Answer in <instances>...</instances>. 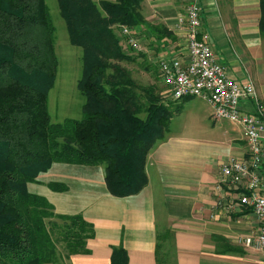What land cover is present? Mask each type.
<instances>
[{
  "label": "trees",
  "instance_id": "1",
  "mask_svg": "<svg viewBox=\"0 0 264 264\" xmlns=\"http://www.w3.org/2000/svg\"><path fill=\"white\" fill-rule=\"evenodd\" d=\"M141 2L57 0L69 41L82 51L78 89L84 103L80 119L52 123L48 94L58 61L46 1L0 0V264H57L53 229L67 256L88 252L92 225L80 215L56 214L45 197L27 189L52 164L104 165L106 187L117 197L146 184V155L164 139L173 103L180 101L161 98L153 86L140 87L119 65L136 60L117 36L120 25L143 26L151 41L173 38L144 20ZM259 10L264 33V0ZM49 186L64 190L60 183ZM46 219L62 223L50 221L48 228ZM156 238L157 264H172L166 248L171 236L157 232ZM110 264H128L122 247L113 248Z\"/></svg>",
  "mask_w": 264,
  "mask_h": 264
},
{
  "label": "crops",
  "instance_id": "2",
  "mask_svg": "<svg viewBox=\"0 0 264 264\" xmlns=\"http://www.w3.org/2000/svg\"><path fill=\"white\" fill-rule=\"evenodd\" d=\"M190 1L142 0L144 20L173 36L151 41L143 26L135 28L142 43L139 55L152 66L157 67L161 58L186 56L185 30L178 27L177 19ZM197 2L201 37L211 44L229 77L253 83L264 106L259 0ZM123 49L133 57L138 55ZM152 55L159 58L152 59ZM201 103L193 98L173 103L174 112L185 105L201 113L181 117L174 129L172 114L164 139L156 140L146 155V184L134 194H110L104 165L54 163L36 182L27 184L28 191L45 197L56 214L80 215L93 227L88 252L69 256L66 264H110L112 250L118 247L126 251L128 264H157V232L171 236L166 248L172 264H261L263 255L243 243L244 238L258 234V219L246 208L226 210L231 201H237L242 187L221 183L220 177V166L229 158L247 159L243 130L235 123L214 120L212 111L202 109ZM241 108L252 113L254 102L243 101ZM42 176L47 179L43 184L39 182ZM50 183H60L64 190L56 191ZM219 184L220 192L215 190Z\"/></svg>",
  "mask_w": 264,
  "mask_h": 264
},
{
  "label": "built area",
  "instance_id": "3",
  "mask_svg": "<svg viewBox=\"0 0 264 264\" xmlns=\"http://www.w3.org/2000/svg\"><path fill=\"white\" fill-rule=\"evenodd\" d=\"M185 30L186 56L165 57L157 63L158 77L164 87V97L173 102L199 98L212 108V118L239 125L246 139L247 159L231 157L220 166L221 183L240 185L237 201L226 210L237 206L252 212L259 222V232L246 237L243 243L263 255L264 264V106L251 81L240 83L228 76L226 68L217 61L214 50L201 37V10L197 0H191L184 14L177 19ZM118 34L123 44L135 53L142 50L140 36L135 29L120 25ZM254 102V111L246 112L241 102ZM221 184L215 190L220 192Z\"/></svg>",
  "mask_w": 264,
  "mask_h": 264
},
{
  "label": "rangeland",
  "instance_id": "4",
  "mask_svg": "<svg viewBox=\"0 0 264 264\" xmlns=\"http://www.w3.org/2000/svg\"><path fill=\"white\" fill-rule=\"evenodd\" d=\"M45 1L55 29L54 49L58 61L54 85L48 94V111L50 114L51 122L61 123L65 119H80L82 116V105L84 103V98L82 97L78 89V83L82 75V51L81 48L73 46L69 41L66 24L60 15L57 0ZM92 1L98 5V3L102 0ZM116 33L118 34V32ZM146 34L150 38L151 33L147 31ZM146 34H144L145 37ZM117 36L120 37L119 34ZM152 44L153 43H151V46L153 47ZM127 51L134 52L129 48ZM140 53H137L138 55L136 56L135 62L122 61L119 63V65L128 71L130 77L135 81L137 85H139L140 87L153 86L156 90V93L161 98L166 99V97H164L165 89L158 77V67H156L155 64H153L155 65V67L152 66V64L149 63V59H146L144 56L139 55ZM138 58L139 60H137ZM158 58V56L152 55V59L157 60ZM137 61L139 62L137 63ZM193 99L199 101L200 103H203H201L202 109L208 108L210 111H212V108L205 101L199 98ZM192 112L194 114H197L199 111L194 108L187 109L185 105L179 111L174 112L173 110L174 117H172L171 119L172 128H176L177 124L181 122L182 118L190 117V114ZM177 113L181 115L178 116L179 114L177 115ZM46 180L47 179L42 176L39 182L43 184L46 182ZM50 221H55L57 224L62 223L57 219H46L45 222L48 228H50ZM58 233L59 232L57 229L51 230V236L57 246V254L60 256L59 259L56 260V263L66 264L69 256L71 255L67 256L68 252L65 248L64 243L60 241Z\"/></svg>",
  "mask_w": 264,
  "mask_h": 264
}]
</instances>
